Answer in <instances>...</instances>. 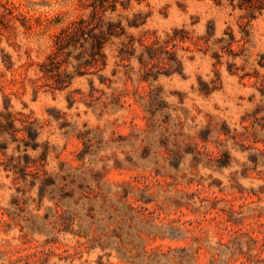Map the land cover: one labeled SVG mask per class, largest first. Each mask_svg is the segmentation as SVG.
I'll return each mask as SVG.
<instances>
[{
	"label": "rangeland",
	"instance_id": "374dc122",
	"mask_svg": "<svg viewBox=\"0 0 264 264\" xmlns=\"http://www.w3.org/2000/svg\"><path fill=\"white\" fill-rule=\"evenodd\" d=\"M79 19L114 35L44 74ZM0 111L28 115L54 180L0 165V264H264V9L0 0Z\"/></svg>",
	"mask_w": 264,
	"mask_h": 264
},
{
	"label": "trees",
	"instance_id": "16d2710c",
	"mask_svg": "<svg viewBox=\"0 0 264 264\" xmlns=\"http://www.w3.org/2000/svg\"><path fill=\"white\" fill-rule=\"evenodd\" d=\"M228 2L232 8L237 7L239 9L246 10L248 15L251 17L254 15L255 11H261L264 9V0H228ZM100 6L105 7V4L102 3ZM113 35L112 23H109L105 30L98 27V32H95L94 29L92 27H88L85 21L82 19L73 22L70 26L63 29L56 36L54 49L47 56L46 61L42 65L44 74H47V72H52L53 74H67L64 71L62 57L69 56L70 51L64 52V50H69L71 47H74L76 43H80V40L82 39L83 41L89 42L90 46V50L87 54L88 58H85V60H94L95 55H99L101 53L104 42ZM1 119H4V121ZM19 131L22 133L21 137H17V133ZM38 135L39 131L34 128L32 122L29 120L28 115L24 114L21 128H16L13 123L12 113L0 111V136H9L10 138L9 140L5 139L4 141L0 142V165H2L4 171L13 172L16 179L26 182L30 187L34 186L37 181H39V188L42 190V187L54 184V180H52V178L51 181H46L44 179L47 174L46 170L44 169V161L47 155V145H43V150H41L40 155L42 157L31 158L27 153L28 148L36 150L39 146L38 142L36 141ZM13 141L16 142V145L12 150L19 153L17 155H14V153L7 155L5 152L9 143ZM19 141H21L23 145V148L21 149L23 151L22 153H20L21 145ZM61 179H65L63 175L61 176ZM69 182L73 183L72 180ZM65 185L66 182L60 185L59 188L63 189ZM73 192L74 188L70 187V193L68 194V197H72L74 195ZM41 197L42 194H40V198ZM75 201L76 199L73 200L74 203ZM66 225H68V223ZM151 234L153 238H163V235L160 233V231L154 230L151 232ZM158 261H160V258Z\"/></svg>",
	"mask_w": 264,
	"mask_h": 264
}]
</instances>
